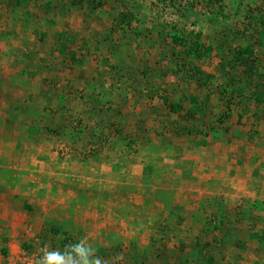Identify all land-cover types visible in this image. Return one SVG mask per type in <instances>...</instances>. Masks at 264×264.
<instances>
[{
  "label": "rangeland",
  "instance_id": "obj_1",
  "mask_svg": "<svg viewBox=\"0 0 264 264\" xmlns=\"http://www.w3.org/2000/svg\"><path fill=\"white\" fill-rule=\"evenodd\" d=\"M262 2L0 0V263L99 235L115 264H264Z\"/></svg>",
  "mask_w": 264,
  "mask_h": 264
},
{
  "label": "crops",
  "instance_id": "obj_2",
  "mask_svg": "<svg viewBox=\"0 0 264 264\" xmlns=\"http://www.w3.org/2000/svg\"><path fill=\"white\" fill-rule=\"evenodd\" d=\"M262 3H264V2H262ZM104 50V49H103ZM103 50H101V52L103 51ZM67 51H69V55H71V57L73 56V51H70V49H69V47H68V49H67ZM103 54L104 55H106V53H104L103 52ZM107 56H109V55H107ZM38 75H40V73L38 74ZM40 76H42V75H40ZM45 76V75H44ZM44 76H42V77H44ZM42 80V79H41ZM95 80H93V76H91L89 79H88V82H90L91 83V85H92V87L90 88V90L88 91V100H89V96H94V95H96L99 91H103V90H98L99 89V87H100V85H98V84H95V83H93ZM41 82V81H40ZM45 82V81H44ZM44 82H42V83H38L37 82V87L39 88V89H43V91H45L46 89H48L47 91H45V94H46V97H47V101H46V103H44V105H49V104H54V103H56V102H58L59 100V98H60V95L57 93V92H55V88H53V90H49V88H51L53 85H49V84H46V83H44ZM49 82V81H48ZM31 86V85H30ZM106 86H108V81L106 82V84L104 85H101V87H106ZM122 87H124L123 85H121ZM27 88L28 89H30V87H29V84H28V86H27ZM185 88L184 87H182L181 88V93H183L185 90H184ZM96 97V96H95ZM57 98V99H56ZM94 99V98H93ZM92 99V100H93ZM89 103V102H88ZM96 105V104H95ZM41 116H43V113H41V114H39V116L38 117H41ZM60 123H61V121H60ZM60 123H58V121L56 122H54V125H60ZM100 234H101V229H100ZM99 235H97L96 236V238L98 237ZM96 238H92V239H90L91 241L88 243V245L89 246H91L92 248H94L95 249V253L96 252H102V257H103V260H104V262H105V264H115V262H112L113 260H111L110 258L111 257H115V256H119V252H118V247H119V245H117V244H115V243H112V242H110V243H105V244H101L99 241H98V239H96ZM100 244H99V243ZM108 242H109V240H108ZM209 245L211 246V243H209ZM217 245V244H216ZM216 245H213V246H211V248L213 249H216ZM112 246H114V247H112ZM22 250V247L18 244V243H15V244H11L10 243V249H9V254L11 253H13V254H17V253H19L20 251ZM103 250L105 251V252H103ZM214 257L215 258H212V257H209V258H207V264H216V263H218V262H220V264H221V262H222V260H220L218 257H216V255H214ZM139 258V256L138 255H136V254H133L132 255V257H131V259H130V262H127V264H141V263H138V262H140V259H138ZM121 261H122V257L121 258H118L117 259V262H118V264H121ZM124 262V261H123ZM262 262V261H261ZM145 264H147V263H145ZM256 264H261V263H256Z\"/></svg>",
  "mask_w": 264,
  "mask_h": 264
},
{
  "label": "clouds",
  "instance_id": "obj_3",
  "mask_svg": "<svg viewBox=\"0 0 264 264\" xmlns=\"http://www.w3.org/2000/svg\"><path fill=\"white\" fill-rule=\"evenodd\" d=\"M70 249H74L78 257L75 264H105L101 257L95 255V249L88 245L86 238H82L79 244L75 243L74 245L66 246L64 252L49 251L47 248L43 249V256L36 264H74L71 256L66 259L64 255Z\"/></svg>",
  "mask_w": 264,
  "mask_h": 264
},
{
  "label": "trees",
  "instance_id": "obj_4",
  "mask_svg": "<svg viewBox=\"0 0 264 264\" xmlns=\"http://www.w3.org/2000/svg\"><path fill=\"white\" fill-rule=\"evenodd\" d=\"M176 41L177 42H182V40L181 39H176ZM251 48V50H249L251 53H253L254 51H253V49H252V47H250ZM47 80V79H46ZM24 81V80H23ZM24 83H26V81H24L23 82V84ZM31 85V84H30ZM235 92V91H234ZM263 98H264V96H263ZM262 98V100H264ZM25 100V102L24 101H17V103H15V105H13L12 107H11V105L9 104H7V106L6 107H9L10 108V110L8 111V118H7V121L8 122H12L13 121V119L14 118H18L19 117V115L21 114V112L22 111H24V110H28L29 109V111L33 114V116H35V117H38L39 116V109H37L34 105H32V104H30V102H27L26 101V99H24ZM195 100V105H198V101L196 100V99H194ZM234 102V98L232 99L231 98V100L229 101V103H226V105L228 106V107H230V105L232 104ZM28 107V109H25V107ZM171 107V109H174L175 108V105H171L170 106ZM178 107H179V105H178ZM201 110H202V107H199ZM44 110V109H43ZM46 111V110H45ZM194 116V115H193ZM228 117H230V116H228ZM225 118H227V115H221V117H219V123H223L224 121H225ZM79 123H81V121L79 122ZM213 123V122H212ZM60 126V125H59ZM199 133V132H198ZM207 136V135H206ZM24 248H28V249H30V246H25ZM5 254H8V251H6L5 252Z\"/></svg>",
  "mask_w": 264,
  "mask_h": 264
},
{
  "label": "built area",
  "instance_id": "obj_5",
  "mask_svg": "<svg viewBox=\"0 0 264 264\" xmlns=\"http://www.w3.org/2000/svg\"><path fill=\"white\" fill-rule=\"evenodd\" d=\"M42 256V252H37L31 248H22V250L15 255L7 254L0 264H36Z\"/></svg>",
  "mask_w": 264,
  "mask_h": 264
}]
</instances>
